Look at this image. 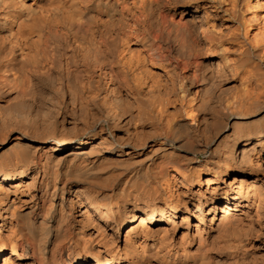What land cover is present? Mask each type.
Wrapping results in <instances>:
<instances>
[{
	"label": "bare ground",
	"instance_id": "obj_1",
	"mask_svg": "<svg viewBox=\"0 0 264 264\" xmlns=\"http://www.w3.org/2000/svg\"><path fill=\"white\" fill-rule=\"evenodd\" d=\"M0 264H264V0H0Z\"/></svg>",
	"mask_w": 264,
	"mask_h": 264
}]
</instances>
